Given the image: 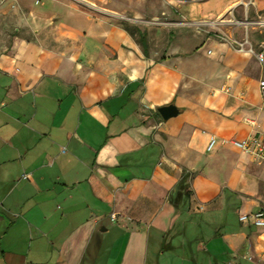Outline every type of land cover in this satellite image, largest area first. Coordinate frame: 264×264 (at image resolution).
Segmentation results:
<instances>
[{
  "label": "crops",
  "instance_id": "obj_1",
  "mask_svg": "<svg viewBox=\"0 0 264 264\" xmlns=\"http://www.w3.org/2000/svg\"><path fill=\"white\" fill-rule=\"evenodd\" d=\"M249 7L264 0H0V264H264L239 219L264 168L207 150L264 131V62L168 26Z\"/></svg>",
  "mask_w": 264,
  "mask_h": 264
},
{
  "label": "built area",
  "instance_id": "obj_2",
  "mask_svg": "<svg viewBox=\"0 0 264 264\" xmlns=\"http://www.w3.org/2000/svg\"><path fill=\"white\" fill-rule=\"evenodd\" d=\"M251 4V3H250ZM220 20L217 21H203L199 23H187L188 25H193L196 27H200L203 25H210L213 27H216L219 25ZM246 22V23H245ZM242 22L246 26V29L248 28V24L250 22L245 21ZM218 38L220 40H224L230 43L234 49L240 52H246L254 55L258 61L261 63L264 62V51L256 52L249 40L247 31L243 38L237 39L233 34H220L218 35ZM259 89L260 94L263 101V107H264V79H261L259 81ZM220 143L222 145L231 146L238 151L249 155L254 162H256L258 165L262 166L264 168V131H255L251 133L248 137H246L243 140H237V139H229V140H221L220 142L215 138L211 137L207 150L212 151L216 145ZM112 217L114 218L115 215L113 214ZM241 222H247L251 221L253 225L256 228H259L263 231L264 234V198L262 201V205L259 210L256 212H253L248 215H240L239 217Z\"/></svg>",
  "mask_w": 264,
  "mask_h": 264
},
{
  "label": "rangeland",
  "instance_id": "obj_3",
  "mask_svg": "<svg viewBox=\"0 0 264 264\" xmlns=\"http://www.w3.org/2000/svg\"><path fill=\"white\" fill-rule=\"evenodd\" d=\"M253 7V6H251ZM249 7L247 15H243L242 10H239V17L237 19H232L228 15H225L224 17L220 18L219 25L216 27L210 26V25H203L198 28L204 31H208L209 33H215L217 32H224L226 34H233L235 38L240 39L242 38L246 31L249 37V40L254 48V50H257V47H259L261 40L264 38V11L256 13L253 8ZM248 21L250 22L248 24V30H246V26L242 24V22ZM122 22L124 25L130 26L134 23V18H133V13H123L122 16ZM138 22H141L142 25H149V26H156L158 23L163 22L162 20H140ZM169 27L171 28H177V27H190L192 26L193 28L196 26L193 25H181L180 22L172 20L169 21ZM246 23V22H245ZM191 28V27H190ZM234 33H232V31ZM241 31V35H240ZM255 43L258 44V46L255 45ZM262 45V44H261ZM260 49V48H259ZM258 49V50H259ZM258 52V51H257Z\"/></svg>",
  "mask_w": 264,
  "mask_h": 264
},
{
  "label": "water",
  "instance_id": "obj_4",
  "mask_svg": "<svg viewBox=\"0 0 264 264\" xmlns=\"http://www.w3.org/2000/svg\"><path fill=\"white\" fill-rule=\"evenodd\" d=\"M158 112L164 120H168L178 114V110L174 105L160 107L158 109Z\"/></svg>",
  "mask_w": 264,
  "mask_h": 264
},
{
  "label": "trees",
  "instance_id": "obj_5",
  "mask_svg": "<svg viewBox=\"0 0 264 264\" xmlns=\"http://www.w3.org/2000/svg\"><path fill=\"white\" fill-rule=\"evenodd\" d=\"M187 188H188V185H186L183 181L181 182L180 184V191L178 192L177 194V199L178 198H181L183 195L185 196H188V193H187Z\"/></svg>",
  "mask_w": 264,
  "mask_h": 264
}]
</instances>
